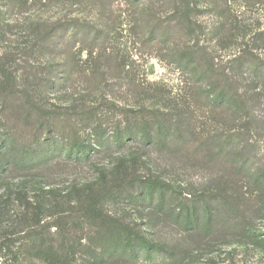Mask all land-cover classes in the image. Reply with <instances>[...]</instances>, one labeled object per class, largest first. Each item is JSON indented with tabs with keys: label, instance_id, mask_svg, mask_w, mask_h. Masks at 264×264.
Wrapping results in <instances>:
<instances>
[{
	"label": "rangeland",
	"instance_id": "rangeland-1",
	"mask_svg": "<svg viewBox=\"0 0 264 264\" xmlns=\"http://www.w3.org/2000/svg\"><path fill=\"white\" fill-rule=\"evenodd\" d=\"M43 15L86 31L60 33L48 69L57 85L43 96L51 117L17 126L13 147L28 146L39 128L41 146L61 151L76 131L92 159L58 154L37 170L56 189L130 171L137 181L170 183L175 207L225 201L236 227L187 238L195 251L186 264H264V0H56ZM144 124L154 144L138 139ZM129 125L136 134L123 148L95 146L94 133L113 142L115 128ZM109 210L129 222L158 221L144 205ZM156 224L159 239L185 238Z\"/></svg>",
	"mask_w": 264,
	"mask_h": 264
},
{
	"label": "trees",
	"instance_id": "trees-1",
	"mask_svg": "<svg viewBox=\"0 0 264 264\" xmlns=\"http://www.w3.org/2000/svg\"><path fill=\"white\" fill-rule=\"evenodd\" d=\"M55 2L0 0V123L4 130L0 133V258L11 264H186L195 251L186 246L187 238L208 239L219 229L236 227V217L225 201L214 205L200 200L175 207L174 196L179 193L175 187L154 176L137 181L130 171L119 172L112 180L99 172L86 184L56 189L37 170L59 155L69 162L92 159L91 146L76 131L61 151L41 146L39 128L32 132L28 146L13 147L17 126L33 128L35 122L51 117L43 96L57 85L48 69L52 68L49 61L59 54L60 33L86 31L85 25L72 23L66 16L45 17ZM224 96L221 91L218 98ZM133 129L131 125L116 127L113 142L99 130L93 136L99 140L95 146L114 144L121 149L133 141ZM137 136L153 143L148 124ZM258 180H264V173ZM122 203L147 206L158 218L156 223L170 224L185 238L159 239L151 230L161 223L129 222L109 210Z\"/></svg>",
	"mask_w": 264,
	"mask_h": 264
}]
</instances>
